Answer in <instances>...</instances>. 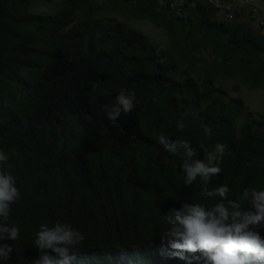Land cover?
Returning <instances> with one entry per match:
<instances>
[{
	"label": "trees",
	"instance_id": "16d2710c",
	"mask_svg": "<svg viewBox=\"0 0 264 264\" xmlns=\"http://www.w3.org/2000/svg\"><path fill=\"white\" fill-rule=\"evenodd\" d=\"M32 1L0 0V150L22 197L10 217L20 237L0 241L13 246L0 264H32L35 233L56 220L85 236L71 264H187L167 255L162 215L219 198L201 196L199 181L184 185L182 161L157 136L189 141L200 159L201 143L225 144L209 187L228 185L230 199L264 189V126L249 115L240 122L243 102L228 95L264 89V33L242 20L254 11L234 7L228 20L209 0H61L43 16ZM116 9L162 29L167 46L126 21L92 18ZM121 87L136 106L113 126L102 106Z\"/></svg>",
	"mask_w": 264,
	"mask_h": 264
},
{
	"label": "clouds",
	"instance_id": "9594fccd",
	"mask_svg": "<svg viewBox=\"0 0 264 264\" xmlns=\"http://www.w3.org/2000/svg\"><path fill=\"white\" fill-rule=\"evenodd\" d=\"M135 106V92L121 87L102 110L116 126L121 115L130 114ZM191 115L194 119L199 117L198 112ZM176 127L182 132L187 125L177 121ZM211 135L212 129L205 126L204 138L211 139ZM157 143L182 161L184 185L192 186L199 181L201 196L207 200L219 198L212 204L182 203L162 215L166 227L161 232V243L168 245L167 255L187 264H264V237L260 234L264 228V189L244 188L235 199H230L228 185L209 187L212 179L223 172L226 145L216 142L209 148L201 143L199 147L204 155L200 159L196 158L197 148L187 140H173L161 132ZM9 160V154L0 150V241L15 242L20 237V229L18 224L10 222V217L13 205L22 197ZM84 240V234L66 222L56 220L51 226L42 223L34 237V246L40 255L32 264H71L73 257L69 253L77 250ZM12 252V245L0 244V261L10 259Z\"/></svg>",
	"mask_w": 264,
	"mask_h": 264
},
{
	"label": "rangeland",
	"instance_id": "374dc122",
	"mask_svg": "<svg viewBox=\"0 0 264 264\" xmlns=\"http://www.w3.org/2000/svg\"><path fill=\"white\" fill-rule=\"evenodd\" d=\"M61 0H33L30 5V11L35 14L47 16L53 13L56 9H59L58 3ZM179 0H174L172 6H175ZM214 3L216 6L223 10L221 6H224L226 2H230L236 8H244L245 11H249L250 9H255L257 19L252 22H248L244 19L243 24L250 26L254 31H260L264 33V26L260 25V20L264 16V0L259 1L256 5L250 6L246 5L243 0H209ZM160 4H165V0H158ZM171 7V6H170ZM126 12L124 10L116 9V11L112 12L111 10H100L96 11L92 14V18L94 19H109L116 18L118 21L125 22L129 27L134 29L135 31L141 32L145 37H147L151 42L160 46L161 48H165L167 46L168 38L165 32L162 29L155 27L151 22L146 20L139 19H126ZM232 83L229 82V85ZM228 86V85H227ZM228 95L230 98H240L244 105V113L242 117L239 119L241 122L243 117L251 116L256 119L258 122H262L264 126V89L256 88L251 89L247 86H240L237 91L230 92L228 91ZM124 260V257L120 258Z\"/></svg>",
	"mask_w": 264,
	"mask_h": 264
},
{
	"label": "built area",
	"instance_id": "2783aa9c",
	"mask_svg": "<svg viewBox=\"0 0 264 264\" xmlns=\"http://www.w3.org/2000/svg\"><path fill=\"white\" fill-rule=\"evenodd\" d=\"M244 1V3L246 4V5H250V6H254V5H256L259 1H261V0H243ZM222 7V9H223V12H224V14H225V17L228 19V20H232V9L235 7V6H233L230 2H226L225 3V5L224 6H221ZM253 11H254V15L256 16V10L255 9H253ZM255 19H257V16H256V18ZM260 25L261 26H264V16L262 17V20H260Z\"/></svg>",
	"mask_w": 264,
	"mask_h": 264
}]
</instances>
